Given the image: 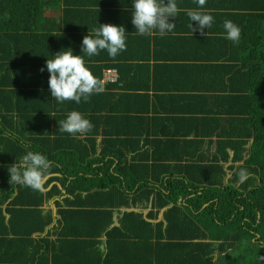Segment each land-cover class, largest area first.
<instances>
[{
    "label": "trees",
    "instance_id": "trees-1",
    "mask_svg": "<svg viewBox=\"0 0 264 264\" xmlns=\"http://www.w3.org/2000/svg\"><path fill=\"white\" fill-rule=\"evenodd\" d=\"M48 3H64L58 22L46 16ZM132 4L121 0H0V132L9 135H0V227L5 226L0 233V264H264V8L240 0L227 4L232 13L225 21H233L242 30L238 44L229 41L234 52L227 59H237V64L213 68L214 76H224L215 86L217 102L210 99L213 108L208 121H196L197 139L184 140L195 152L182 153L179 146L153 157L179 163L176 173H168V180L160 178L161 165L138 164L137 157L127 163L130 154L139 152L141 142L131 124L130 106L121 116L114 115L112 127L103 116L84 138L59 131V121L71 111L85 118L93 117L94 111H108L105 106L112 104L113 94L105 90L87 102L60 104L51 96L47 59L69 48L74 51L72 46L82 53L84 36L95 29L75 25L85 15L102 23L116 22L129 30L127 40H132L135 32L128 25L132 13L121 9ZM177 4L183 6L181 1ZM92 59L88 66L100 79L107 69L119 71V66L129 62L120 54ZM125 79L123 71L118 81ZM112 84L116 86L110 82L105 86ZM96 103L106 105L93 109ZM113 106L116 113L117 102ZM99 136H103L100 143ZM146 143L150 148L151 141ZM206 143L210 148L215 145L214 154L212 149L203 151ZM29 151L45 155L51 161L49 174L61 175L50 178L44 188L58 180L69 195L55 202L61 220L51 228L53 232L38 238L32 237L45 234L53 222L52 212L41 207L60 198L61 189L56 184L48 192L34 191L10 183L9 166ZM230 151L234 154L228 169L233 175L227 180L224 163ZM188 158H194L193 162H187ZM242 169L249 176L240 184ZM151 199L148 219H154V208L172 205L164 213L166 226L164 222L154 225L141 213L127 212L120 226L107 230L114 209L147 206ZM7 203L9 221L2 208ZM83 220L89 223L78 225ZM104 232L105 256L99 248ZM19 241L28 244V249Z\"/></svg>",
    "mask_w": 264,
    "mask_h": 264
},
{
    "label": "crops",
    "instance_id": "crops-1",
    "mask_svg": "<svg viewBox=\"0 0 264 264\" xmlns=\"http://www.w3.org/2000/svg\"><path fill=\"white\" fill-rule=\"evenodd\" d=\"M183 3V6H180L182 11L177 17L170 18V22L176 24V28L173 30V33H168L167 35L161 37L158 30L154 31L151 36H143L136 33V27L129 22V28L135 33L133 34L134 38L130 41L127 40V50L120 53L121 56L125 57V60L129 61L127 64H124L122 67L119 66V71L116 68L107 69L104 71L102 80L104 85H108L109 82L113 84L111 86H105V90H109L113 94L112 104L105 106L106 104L102 103V106L99 104H94L93 109H100L104 106L109 110L101 112H92L93 117L89 119L93 125H96L103 119V116H106L104 121L108 122L107 126L112 127L115 124L114 115L117 117L121 116L122 111L127 109L130 106V116L131 124L135 132H137L141 142L139 144V152L134 151L128 156L129 159L143 165H158L163 166L159 169L158 172L161 174V180H168L171 176L168 175L170 171L176 173L177 165L179 164L174 159L170 158L168 160L155 161L153 157L156 155H161L165 150L173 149L175 147H181L182 153L185 152H195L190 150L184 144V140H195L197 139V125L196 121L198 118L200 121L210 119L212 113L211 102L212 99L214 102H217V98H214L217 88L215 87L218 82L224 78L221 74L219 76H214L213 68L216 67H229L232 64H237V59H227L232 52L229 46L232 44L229 43L230 40L226 39V33L223 28V23L225 17L229 11L228 5L231 2H238L239 0H207L206 11H212L214 13V24L211 28L205 29V34H197L199 31L197 22L193 21V27L197 30L193 34V30L188 27L191 22L184 9L197 8L198 4L195 0H177ZM230 1V2H229ZM248 1L253 6L257 8H264V0H240ZM122 3H130L133 0H121ZM208 5V6H207ZM64 3L61 5L48 3V9L46 16L49 18L58 19L62 17V8ZM123 10L133 13V5L122 6ZM207 7L209 9H207ZM125 8V9H124ZM132 16V15H130ZM225 17V18H224ZM116 24V22H103L102 20L93 16L85 15L83 17V22L77 20L75 25L78 27H83L85 25L95 27V29L100 27V24ZM118 26V25H117ZM94 30L88 32L94 36ZM84 32V31H78ZM127 36H129V30L127 31ZM201 33V32H200ZM81 34V33H80ZM50 42V40H48ZM74 49L73 52H77L76 55H83V52L80 53L79 50ZM51 52H55L53 49ZM107 50H102L99 55L93 56L95 58L107 56ZM93 57H87L85 55V60L87 63H90V60H93ZM197 57V59H194ZM133 59L130 61V59ZM96 64L92 62V65ZM201 64V65H200ZM193 67H188L192 66ZM205 67H204V66ZM208 65L210 67H208ZM124 71L126 74L125 80H119L121 78V73ZM222 73L228 72V70H221ZM226 75L225 78H227ZM119 82V83H117ZM108 83V84H107ZM131 97V98H130ZM130 98V99H129ZM215 99V100H214ZM127 100V101H126ZM117 102L116 113L113 112V106ZM113 106V107H112ZM226 108L225 105H223ZM222 108L223 110H225ZM129 110V109H128ZM210 111V113L207 112ZM113 116L112 118H109ZM213 116V115H212ZM211 116V118H212ZM100 119V120H99ZM114 119V120H113ZM192 124H194L192 126ZM190 128L192 132L190 131ZM58 130V125H56V131ZM3 136H8L5 132ZM86 135L79 136V138H84ZM103 140V136L98 137V143ZM210 139H206L208 142ZM212 140V138H211ZM146 141H151V146L148 148ZM189 143H186V145ZM205 152L212 149L215 153V145L210 148L208 143L203 148ZM234 152L230 151V159L228 162L224 163V168H229L232 165V157ZM148 155L150 158L146 161L148 164L144 163L141 157L145 158ZM187 162H193L194 158L186 159ZM155 162V163H154ZM206 163V162H205ZM184 164L186 161H184ZM189 165V164H188ZM233 175V172L229 171L227 180L230 179ZM59 173H52L47 176L44 184L49 181L50 178L60 177ZM176 178V177H175ZM58 185L61 189V195L59 197L53 198L49 201H46L45 204L41 207L44 212H52L53 222L49 225V229L43 235H33L32 238L43 237L48 234V232H53L51 228L57 226L59 220H61L58 213V207L55 202L69 198L67 191L62 188L60 182L55 180L51 182L48 188H44L42 191L48 192L54 185ZM157 185V184H156ZM182 202V201H180ZM9 203V202H8ZM7 204L2 206L3 214L7 217V221L10 219V215L6 214ZM170 205L169 207H171ZM131 211L141 213L145 218L148 217L152 211V206H145L143 204H137L135 207L128 208ZM125 207L120 209H114L113 213V222L111 226L107 229L110 230L115 225L114 218L118 216V222L120 224L121 218L127 213L128 210ZM134 209H136L134 211ZM164 209V208H163ZM158 210V208L153 209L154 221L152 223L156 225L157 223L164 222V226L167 225L164 218V213L167 210ZM86 217V216H85ZM88 218V217H87ZM150 219V218H149ZM89 220L79 221L78 225L87 224ZM5 231V226L0 227V233ZM57 231V230H56ZM54 231V232H56ZM61 230L59 229L58 232ZM57 234V233H56ZM59 235V234H57ZM57 235L50 236L51 239H56ZM2 235H0L1 238ZM101 244L99 245L100 250L105 256L107 253V236L106 232L103 233L100 238ZM3 241V240H2ZM0 241V244L1 242ZM25 249H28V244H21ZM10 244H13L11 242ZM19 247L18 245H16ZM2 248V247H0ZM79 253V252H78ZM9 257V261H14ZM18 261V260H17ZM8 264H14L9 262Z\"/></svg>",
    "mask_w": 264,
    "mask_h": 264
},
{
    "label": "clouds",
    "instance_id": "clouds-1",
    "mask_svg": "<svg viewBox=\"0 0 264 264\" xmlns=\"http://www.w3.org/2000/svg\"><path fill=\"white\" fill-rule=\"evenodd\" d=\"M197 8L184 9L190 19L188 25L194 32L193 21L201 34L214 24L213 15L204 10L207 0H195ZM134 11L132 24L136 27V33L143 36H151L158 30L161 37L173 33L176 28L170 18L177 17L182 11L178 7L177 0H133ZM226 39L238 44L241 39V28L231 20L223 23ZM127 30L123 26L106 23L100 24L95 29L94 36L86 35L82 41L83 55H75L72 49H66L47 59L46 69L50 73L48 81L51 96L60 104L74 101L79 104L87 102L94 94L105 91L104 81L95 76L85 60L87 57L99 55L102 50H107L112 58L127 50ZM45 69L41 68L43 72ZM51 116V115H50ZM59 131L68 133L73 137L83 136L93 130L92 122L78 111H71L66 119L59 121ZM51 161L39 152L29 151L17 163L9 166L10 183L29 187L34 191H42L44 182L49 175ZM249 176L246 169L238 173L239 180L245 181Z\"/></svg>",
    "mask_w": 264,
    "mask_h": 264
},
{
    "label": "rangeland",
    "instance_id": "rangeland-1",
    "mask_svg": "<svg viewBox=\"0 0 264 264\" xmlns=\"http://www.w3.org/2000/svg\"><path fill=\"white\" fill-rule=\"evenodd\" d=\"M111 130V128L109 129V131ZM6 134H7V132L6 131H4ZM4 132H0V135L1 134H3ZM8 135V134H7ZM6 137V136H5ZM8 137H9V135H8ZM102 137V136H101ZM98 152H100V151H98ZM97 154H99V153H97ZM141 159H142V161L144 162V163H147L146 161L148 160V159H145V158H143V157H141ZM134 161H132L131 159H127V163L128 164H132ZM118 163V160H116V163L114 164V166H113V168L112 169H114L115 167H116V164ZM139 164V163H138ZM226 170H228V168H225ZM227 181V180H226ZM156 183V182H155ZM242 182H240V184H241ZM157 184V183H156Z\"/></svg>",
    "mask_w": 264,
    "mask_h": 264
},
{
    "label": "water",
    "instance_id": "water-1",
    "mask_svg": "<svg viewBox=\"0 0 264 264\" xmlns=\"http://www.w3.org/2000/svg\"><path fill=\"white\" fill-rule=\"evenodd\" d=\"M152 204H153V200L151 199V201H150V206H152ZM167 208H169V207H166V208H164L163 210H166ZM127 209H128V208H127ZM135 210H136V209H134V211H135ZM127 211L129 212V211H131V210L128 209ZM146 219H147L149 222L154 221V220H152V219H148V218H146ZM114 221H115V225H114V226H116V227L120 226V224H119V222H118V216L114 218Z\"/></svg>",
    "mask_w": 264,
    "mask_h": 264
}]
</instances>
